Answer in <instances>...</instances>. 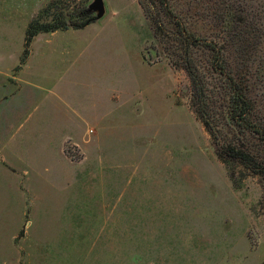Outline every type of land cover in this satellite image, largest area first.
Segmentation results:
<instances>
[{
	"label": "rangeland",
	"instance_id": "1",
	"mask_svg": "<svg viewBox=\"0 0 264 264\" xmlns=\"http://www.w3.org/2000/svg\"><path fill=\"white\" fill-rule=\"evenodd\" d=\"M92 1L0 0V85L39 87L0 140V264H264V179L218 158L164 14L160 37L139 0H105L85 27L37 34L20 73L30 21ZM236 1L174 0L218 37ZM253 81L264 116V71Z\"/></svg>",
	"mask_w": 264,
	"mask_h": 264
},
{
	"label": "trees",
	"instance_id": "2",
	"mask_svg": "<svg viewBox=\"0 0 264 264\" xmlns=\"http://www.w3.org/2000/svg\"><path fill=\"white\" fill-rule=\"evenodd\" d=\"M155 32L165 35L162 14L173 32L167 36V56L186 70L191 103L207 131L218 158L235 180V165L244 175L264 179V116L253 96V80L264 71V16L248 0L229 6L221 23V36L195 32L174 0H139ZM88 7H60L51 20L37 17L26 29L25 48L18 69L26 64L33 38L40 32L83 28L93 20Z\"/></svg>",
	"mask_w": 264,
	"mask_h": 264
},
{
	"label": "crops",
	"instance_id": "3",
	"mask_svg": "<svg viewBox=\"0 0 264 264\" xmlns=\"http://www.w3.org/2000/svg\"><path fill=\"white\" fill-rule=\"evenodd\" d=\"M27 65H24L21 68V74H24V70ZM18 85L14 84L11 90H5L9 84L0 85V140L4 142L7 140V136H12L14 134L13 130H18L16 124H18V120L20 118H24L25 113L28 110V107L36 102L38 99L37 90L39 87L36 84L25 81L22 77L18 76L16 82ZM13 84V83H12ZM27 114V113H26ZM28 118V116H27ZM35 130V127L29 129ZM16 133V132H15ZM71 136H62L58 138L63 144L65 140L70 138ZM20 144H15V151L18 153V148ZM12 148V147H11ZM12 150V149H11ZM14 152V155L16 156ZM19 158V157H17ZM22 158V157H21ZM27 163V162H26ZM25 165L27 166V164Z\"/></svg>",
	"mask_w": 264,
	"mask_h": 264
},
{
	"label": "water",
	"instance_id": "4",
	"mask_svg": "<svg viewBox=\"0 0 264 264\" xmlns=\"http://www.w3.org/2000/svg\"><path fill=\"white\" fill-rule=\"evenodd\" d=\"M106 11L105 0H93L88 6V12L93 15V21L102 18Z\"/></svg>",
	"mask_w": 264,
	"mask_h": 264
}]
</instances>
